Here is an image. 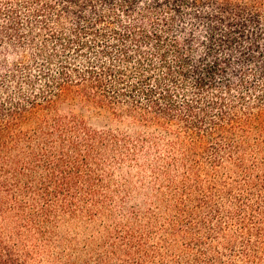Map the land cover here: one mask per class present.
<instances>
[{"label":"trees","instance_id":"1","mask_svg":"<svg viewBox=\"0 0 264 264\" xmlns=\"http://www.w3.org/2000/svg\"><path fill=\"white\" fill-rule=\"evenodd\" d=\"M73 109L178 136L160 213L105 224L129 146ZM263 133L264 0H0V264H264Z\"/></svg>","mask_w":264,"mask_h":264},{"label":"rangeland","instance_id":"2","mask_svg":"<svg viewBox=\"0 0 264 264\" xmlns=\"http://www.w3.org/2000/svg\"><path fill=\"white\" fill-rule=\"evenodd\" d=\"M73 111L78 112L93 129L109 131L116 135L119 141H125L129 146L127 153L125 149H121L124 152H103L104 162L99 165L94 163L91 166L106 188L105 195L108 197L110 210L109 217L105 218V224L113 229L123 220L122 214L131 216L130 214L133 215L135 212L142 216L152 211L160 213L163 207L159 199L163 197L161 192L167 182L159 171L162 170L164 160H168L170 154L168 143L179 141L178 136L174 133L162 134L151 127L132 125L127 120H108L87 110L73 109ZM249 144L264 151V133L262 136L250 135ZM180 151V147L175 145L173 153L179 156ZM171 168L174 174L181 173L179 169L182 168L181 166L173 165ZM156 171L160 175H154ZM99 227L96 223L85 225L69 221L60 230L63 236L72 240L73 245L80 247L89 238L91 232H95ZM30 243L31 241H27L26 245L32 248ZM46 250L53 252L54 247L46 246ZM225 261L226 264L230 263V260ZM50 262L49 257L41 252L40 255L35 254L33 264H51ZM236 264L241 263L237 261Z\"/></svg>","mask_w":264,"mask_h":264}]
</instances>
